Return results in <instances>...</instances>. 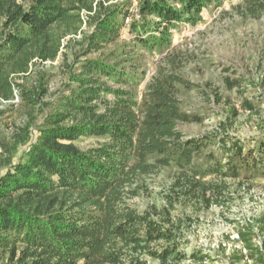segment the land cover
I'll list each match as a JSON object with an SVG mask.
<instances>
[{"label":"trees","instance_id":"1","mask_svg":"<svg viewBox=\"0 0 264 264\" xmlns=\"http://www.w3.org/2000/svg\"><path fill=\"white\" fill-rule=\"evenodd\" d=\"M112 1L0 0V264H217L187 250L186 211L224 209L229 181L264 178V136L229 147L224 128L187 138L178 127L202 120L181 107L180 91L199 86L185 79L173 31L203 23L220 0H142L130 42L121 29L132 4ZM233 11L259 18L264 0ZM61 57L55 87L47 64ZM83 138L97 145L82 149ZM165 168L174 172L163 203L138 208L145 178ZM237 236L228 264H264V216L258 234L242 226Z\"/></svg>","mask_w":264,"mask_h":264},{"label":"rangeland","instance_id":"2","mask_svg":"<svg viewBox=\"0 0 264 264\" xmlns=\"http://www.w3.org/2000/svg\"><path fill=\"white\" fill-rule=\"evenodd\" d=\"M126 1H130L132 6L130 17L125 21L126 26L121 29V40L130 42L128 28L134 20L139 19L138 7L142 0H113L111 3ZM243 1L220 0L203 12V23L197 26L179 23L173 31V47L188 57L183 73L185 79L199 86V90L182 89L179 93L183 111L197 115L202 120L201 124L189 122L178 125L187 138L221 133L226 129L230 147L234 140L254 143L257 137L264 136V15L249 18L245 13L233 11ZM84 15L82 13L86 17ZM82 30L87 31L88 28L83 26ZM81 37V31L77 35L71 34L64 39V44ZM62 59L47 64L56 73L55 87L62 84L59 67ZM157 60V55L148 56V72L138 89L139 95L143 94L148 80L155 74ZM225 78L236 83L234 89L230 90L226 86ZM216 93L223 98L221 103L216 102ZM7 105L0 103V109ZM232 109L238 113L236 120L231 119ZM78 144L87 150L97 145V140L83 138ZM173 172L174 169L165 168L147 176L148 189L142 191L135 205L140 209L153 204L161 205L163 202L159 193L170 185ZM241 182L243 185L237 187ZM229 183L232 185L233 200L224 209L212 207L208 211H186L193 219L192 223L187 220L185 228L184 239L189 245L187 250L197 248L210 252L217 258V264H228L227 255L241 248L236 238L238 229L244 226L258 234L264 216L263 177L253 181L231 180Z\"/></svg>","mask_w":264,"mask_h":264},{"label":"bare ground","instance_id":"3","mask_svg":"<svg viewBox=\"0 0 264 264\" xmlns=\"http://www.w3.org/2000/svg\"><path fill=\"white\" fill-rule=\"evenodd\" d=\"M237 240L239 239L238 236H236Z\"/></svg>","mask_w":264,"mask_h":264}]
</instances>
